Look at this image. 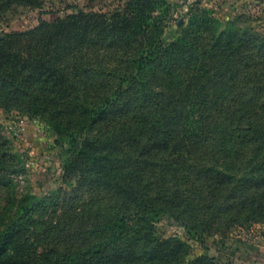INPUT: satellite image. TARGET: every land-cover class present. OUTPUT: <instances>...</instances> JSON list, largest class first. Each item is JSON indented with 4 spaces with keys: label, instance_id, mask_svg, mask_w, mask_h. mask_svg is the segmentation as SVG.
<instances>
[{
    "label": "trees",
    "instance_id": "obj_1",
    "mask_svg": "<svg viewBox=\"0 0 264 264\" xmlns=\"http://www.w3.org/2000/svg\"><path fill=\"white\" fill-rule=\"evenodd\" d=\"M10 1L0 0V17ZM133 5L143 13L152 2ZM89 16L79 10L2 33L0 107L26 108L69 139L64 177L98 187L100 199L113 197L102 204L111 212L86 218V230L56 228L64 245L54 250L15 245L17 231L5 229L0 264H216L187 258L184 243L158 238L154 225L166 215L200 239L264 221V32L246 28L248 18L239 15L205 35L206 20L195 38L182 28L170 43L154 37L128 57L106 52L125 63L109 71L81 66L83 57L90 63L84 46H112L96 27L115 30L111 19H95L93 37L85 38L79 31ZM74 77L91 79L90 100H76ZM106 117L103 139L77 141ZM4 159L0 150V166ZM36 204L21 208L28 213Z\"/></svg>",
    "mask_w": 264,
    "mask_h": 264
},
{
    "label": "rangeland",
    "instance_id": "obj_2",
    "mask_svg": "<svg viewBox=\"0 0 264 264\" xmlns=\"http://www.w3.org/2000/svg\"><path fill=\"white\" fill-rule=\"evenodd\" d=\"M128 1L11 0L0 17V37L4 31L30 29L39 20L52 22L82 10L90 15L89 25L81 26L79 31L85 38L93 37L95 19L104 17L115 22L113 33L105 29L99 31L100 25L96 27L100 37L112 36V46L105 51L84 46L90 63L83 57L81 64L110 71L112 67L123 68L125 63L112 62L116 57L109 60L106 52L128 57L141 46L152 43L154 37L164 40L165 44L170 43L184 35L183 29L195 38L199 23L206 20L209 26L205 35H211L215 28L222 30L239 15L248 18L246 28L264 32V0H150L152 5H148L143 13L137 12L136 5L127 7ZM121 16L127 19L122 21ZM90 80L72 78L71 82L77 88L76 100L91 99ZM106 123L107 117L77 141L103 139L104 132L109 129L105 127ZM56 140L64 145L60 146ZM68 140L56 134L50 122L32 116L26 108L6 110L0 107V150L5 156L0 166V232L5 229L17 231L15 245L26 243L36 250L61 248L64 237L58 234V229L62 228L63 232L66 228L77 227L86 230V218L91 220L95 214L111 212L110 209L104 211L102 204L112 202L113 197L108 195L100 199L102 192L98 187H87L86 181L79 183L74 175L64 177L63 164L70 152ZM103 193L109 194V191ZM35 201V208L24 213L21 207ZM64 213V216L60 215ZM154 226L158 238L179 239L184 243L182 251H186L187 258L204 256L216 264H264V221L234 223L211 233H200V239L190 236L184 226L166 215ZM129 227H133L131 223Z\"/></svg>",
    "mask_w": 264,
    "mask_h": 264
}]
</instances>
